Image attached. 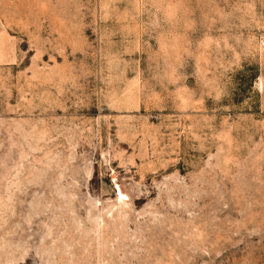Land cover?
<instances>
[{"label":"rangeland","instance_id":"rangeland-1","mask_svg":"<svg viewBox=\"0 0 264 264\" xmlns=\"http://www.w3.org/2000/svg\"><path fill=\"white\" fill-rule=\"evenodd\" d=\"M0 264H264V0H0Z\"/></svg>","mask_w":264,"mask_h":264}]
</instances>
